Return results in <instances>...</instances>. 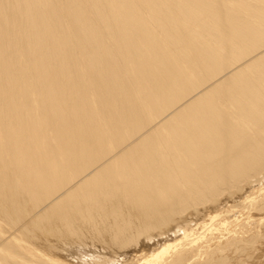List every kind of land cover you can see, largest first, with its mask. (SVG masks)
<instances>
[{"label": "bare ground", "instance_id": "obj_1", "mask_svg": "<svg viewBox=\"0 0 264 264\" xmlns=\"http://www.w3.org/2000/svg\"><path fill=\"white\" fill-rule=\"evenodd\" d=\"M264 0H0V264H264Z\"/></svg>", "mask_w": 264, "mask_h": 264}, {"label": "rangeland", "instance_id": "obj_2", "mask_svg": "<svg viewBox=\"0 0 264 264\" xmlns=\"http://www.w3.org/2000/svg\"><path fill=\"white\" fill-rule=\"evenodd\" d=\"M264 259V258H263Z\"/></svg>", "mask_w": 264, "mask_h": 264}]
</instances>
